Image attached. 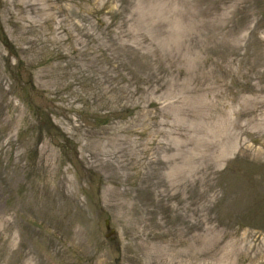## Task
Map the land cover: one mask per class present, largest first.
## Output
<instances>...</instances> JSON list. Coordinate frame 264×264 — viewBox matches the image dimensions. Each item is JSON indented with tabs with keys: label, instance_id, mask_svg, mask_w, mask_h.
I'll return each instance as SVG.
<instances>
[{
	"label": "rangeland",
	"instance_id": "obj_1",
	"mask_svg": "<svg viewBox=\"0 0 264 264\" xmlns=\"http://www.w3.org/2000/svg\"><path fill=\"white\" fill-rule=\"evenodd\" d=\"M0 264H264V0H0Z\"/></svg>",
	"mask_w": 264,
	"mask_h": 264
},
{
	"label": "water",
	"instance_id": "obj_2",
	"mask_svg": "<svg viewBox=\"0 0 264 264\" xmlns=\"http://www.w3.org/2000/svg\"><path fill=\"white\" fill-rule=\"evenodd\" d=\"M106 223H107V227L110 228L109 221H106ZM111 232H113V231H111Z\"/></svg>",
	"mask_w": 264,
	"mask_h": 264
},
{
	"label": "bare ground",
	"instance_id": "obj_3",
	"mask_svg": "<svg viewBox=\"0 0 264 264\" xmlns=\"http://www.w3.org/2000/svg\"><path fill=\"white\" fill-rule=\"evenodd\" d=\"M4 35H6V33L4 32Z\"/></svg>",
	"mask_w": 264,
	"mask_h": 264
}]
</instances>
